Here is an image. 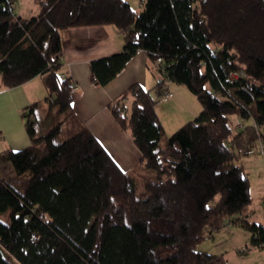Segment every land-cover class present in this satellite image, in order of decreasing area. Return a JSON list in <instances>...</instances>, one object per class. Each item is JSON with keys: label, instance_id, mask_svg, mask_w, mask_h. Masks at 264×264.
<instances>
[{"label": "trees", "instance_id": "obj_1", "mask_svg": "<svg viewBox=\"0 0 264 264\" xmlns=\"http://www.w3.org/2000/svg\"><path fill=\"white\" fill-rule=\"evenodd\" d=\"M35 1L24 17L0 0V88L41 75L47 91L20 110L29 145L0 152L11 170L0 177V264H229L197 249L226 224L264 248V220L249 219V178L234 163L264 139V0H141L140 11L127 0ZM104 24L124 44L89 62L97 84L139 50L161 75L108 105L141 153L140 189L75 113L79 92L60 61L62 31ZM168 81L201 108L161 145L155 106Z\"/></svg>", "mask_w": 264, "mask_h": 264}, {"label": "crops", "instance_id": "obj_2", "mask_svg": "<svg viewBox=\"0 0 264 264\" xmlns=\"http://www.w3.org/2000/svg\"><path fill=\"white\" fill-rule=\"evenodd\" d=\"M123 44V32L112 24L70 27L62 31L60 61L63 71L68 72L79 92L73 103L77 116L84 121L121 169L136 176V168L139 167L143 171L139 175H145L141 153L133 143L130 131L118 124L108 105L132 82H138L146 88L148 84L153 86L156 83L154 74L147 67V54L139 50L122 71L103 86L96 83L89 67L92 59L118 52L122 50ZM172 85L176 86L174 82L168 81L164 89L170 90ZM46 94L41 75L11 88H0V152L6 148L21 149L29 145L30 140L20 110L31 102L44 98ZM131 99L128 96L124 100L126 107H129ZM242 121L245 122L244 119ZM249 157L255 155L252 153ZM7 169L8 173L11 172ZM256 178L264 180V176L260 174ZM243 245L246 244L242 243L241 246Z\"/></svg>", "mask_w": 264, "mask_h": 264}, {"label": "rangeland", "instance_id": "obj_3", "mask_svg": "<svg viewBox=\"0 0 264 264\" xmlns=\"http://www.w3.org/2000/svg\"><path fill=\"white\" fill-rule=\"evenodd\" d=\"M136 11L142 9L140 0H127ZM13 11L16 14L24 17L31 16L37 13L38 5L35 0H14ZM156 81L161 78L160 74H154ZM176 86L170 87L173 95L168 98L160 97L156 103L157 113L164 125V134L160 144L166 142V139L179 128L184 122L194 118L200 111V103L195 94H193L184 84L175 83ZM151 87L152 84H148ZM39 112V109H37ZM234 117V123L236 119ZM255 157H249L251 154ZM245 155H240L234 160L235 164L241 165L244 174L249 178V193H250V214L251 221L264 220V180L256 178L258 174L264 176V157L252 151ZM9 167L8 163H0V177H7ZM136 181L138 189L141 188L143 181V171L141 168H136ZM141 175H139V173ZM0 219L8 221V212H0ZM231 231H234L232 234ZM250 233L234 224H226L213 233L209 234L198 245L197 249L208 253H223L229 264H264V248L254 247L249 245ZM244 248H242L241 244Z\"/></svg>", "mask_w": 264, "mask_h": 264}, {"label": "built area", "instance_id": "obj_4", "mask_svg": "<svg viewBox=\"0 0 264 264\" xmlns=\"http://www.w3.org/2000/svg\"><path fill=\"white\" fill-rule=\"evenodd\" d=\"M172 95H173V93L169 89H165L162 92L163 98H168V97H171ZM257 130L259 132H261L260 127H258ZM259 135H261V133ZM255 150L264 157V139L261 136L258 137V141H257V145L255 147Z\"/></svg>", "mask_w": 264, "mask_h": 264}]
</instances>
